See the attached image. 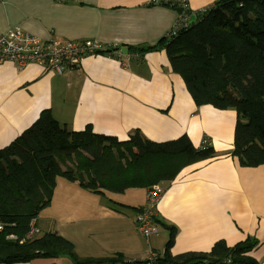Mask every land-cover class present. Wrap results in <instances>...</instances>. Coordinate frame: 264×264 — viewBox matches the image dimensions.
<instances>
[{
  "label": "crops",
  "instance_id": "crops-1",
  "mask_svg": "<svg viewBox=\"0 0 264 264\" xmlns=\"http://www.w3.org/2000/svg\"><path fill=\"white\" fill-rule=\"evenodd\" d=\"M157 1L182 3L194 14L216 0H0V37L19 29L41 42L95 40L105 46L62 74L37 64L2 62L0 149L45 110L70 131L90 127L121 141L135 130L157 143L186 135L200 147L206 140L217 156L160 185L153 220L157 232L149 238L135 227L146 188L96 193L62 177L37 216L38 235H60L78 259L119 254L130 264L144 261L149 252L161 254L171 235V256L207 253L218 241L232 247L254 240L249 255L264 264V165L245 168L231 157L234 110L196 107L180 76L169 69L164 50L139 53L140 46L158 45L177 21L176 9ZM111 47L118 49L114 56L105 53ZM12 264L73 261L60 256Z\"/></svg>",
  "mask_w": 264,
  "mask_h": 264
},
{
  "label": "trees",
  "instance_id": "trees-1",
  "mask_svg": "<svg viewBox=\"0 0 264 264\" xmlns=\"http://www.w3.org/2000/svg\"><path fill=\"white\" fill-rule=\"evenodd\" d=\"M158 4L181 8L195 20L158 45L138 47L139 53L164 50L196 107L234 110L231 157L245 168L264 165V0H216L194 14L182 3ZM116 50L105 53L114 56ZM216 156L212 147H195L186 135L157 143L135 130L121 141L90 127L70 131L42 111L0 149V262L68 256L73 264H130L119 254L78 259L73 245L54 233L27 236L29 222L49 205L57 177L91 192L122 193L172 182L184 168ZM172 241L171 235L164 251L154 252L155 264H257L249 255L254 240L232 247L218 241L207 253L177 256L169 253Z\"/></svg>",
  "mask_w": 264,
  "mask_h": 264
},
{
  "label": "built area",
  "instance_id": "built-area-1",
  "mask_svg": "<svg viewBox=\"0 0 264 264\" xmlns=\"http://www.w3.org/2000/svg\"><path fill=\"white\" fill-rule=\"evenodd\" d=\"M189 23V16L183 12L178 15L177 21L168 36L174 35L176 28ZM105 48L100 42L86 40L82 42L68 41L61 42L50 39L41 42L19 29H9L0 37V64L2 62H15L19 66L26 64H37L46 66L55 74H62L69 67H78L81 61L88 55L103 52ZM207 145L203 140L201 146ZM163 193L160 185H153L146 189V201L135 217V227L138 234L144 238H149L157 232V226L153 223L155 217V207ZM36 219L29 222L27 236L38 235ZM0 224V232L2 230ZM8 239H14L8 236ZM157 256L154 252H149L144 260L147 264H155Z\"/></svg>",
  "mask_w": 264,
  "mask_h": 264
},
{
  "label": "water",
  "instance_id": "water-1",
  "mask_svg": "<svg viewBox=\"0 0 264 264\" xmlns=\"http://www.w3.org/2000/svg\"><path fill=\"white\" fill-rule=\"evenodd\" d=\"M176 12L178 13V14H181L182 13V9L181 8H177L176 9ZM195 20V17L194 16H191L190 18H189V24H191V23H193V21ZM121 52H123V53H126L127 52V48H121Z\"/></svg>",
  "mask_w": 264,
  "mask_h": 264
}]
</instances>
